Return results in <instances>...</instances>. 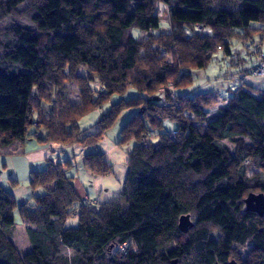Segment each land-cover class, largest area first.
I'll use <instances>...</instances> for the list:
<instances>
[{"label": "trees", "instance_id": "16d2710c", "mask_svg": "<svg viewBox=\"0 0 264 264\" xmlns=\"http://www.w3.org/2000/svg\"><path fill=\"white\" fill-rule=\"evenodd\" d=\"M257 35L264 0L0 1V150L33 137L94 147L125 109L134 116L120 143L136 140L110 201L89 205L68 164L51 158L31 171L40 192L22 204L0 183V264H27L14 243L16 210L36 264H264V90L176 92L216 53L231 56L233 40ZM131 89L138 94L124 98ZM115 95L87 134L80 119ZM83 168L113 172L102 152L85 154Z\"/></svg>", "mask_w": 264, "mask_h": 264}, {"label": "rangeland", "instance_id": "374dc122", "mask_svg": "<svg viewBox=\"0 0 264 264\" xmlns=\"http://www.w3.org/2000/svg\"><path fill=\"white\" fill-rule=\"evenodd\" d=\"M164 9V5L161 4L159 13L162 15L163 31L167 32L169 31V21ZM5 23H8V20ZM253 25L260 27L257 23H254ZM231 49L233 52L231 56H227L220 51L215 54L207 68L192 70L191 73L195 79L194 83L187 89L177 90V94L186 96L211 91L214 94H219V96L223 98L225 96L229 97L232 91L238 89L244 83L245 86L251 85L256 89L259 88L264 90V75L263 77L253 75L254 69L264 62V39L261 40V36L257 35L251 42L246 44H242L238 40H233L231 42ZM137 94L138 92L136 90L131 89L126 93L124 98H130L136 96ZM76 96L77 95L73 92L68 93V97L72 101L78 100ZM120 99L121 96L115 95L103 107L95 109L83 116L79 121L81 128L87 129V134L98 132L100 127L97 123L101 114L106 113L112 103H117ZM157 99H160V95H156L152 98L153 101H156ZM48 109L49 107L46 106V115L48 113ZM211 113L214 112L212 111ZM133 116L134 111L132 109H125L114 121L111 127L106 130L101 142L94 147L83 148L80 146L71 147L66 145L71 148V154L74 155L71 156V159L68 161L69 166L71 165V168H73L74 165H77L81 168V175L78 173H76V175H79L81 184L88 190L90 189L92 191V197H98L96 199L99 202L112 200L113 197L117 196L124 188L128 171L127 162L130 153L136 144V140L131 139L124 144L120 143V140L122 139L124 127ZM31 139L36 141L34 137ZM38 145L43 147L47 144L38 143ZM11 150L16 151L15 148ZM95 152H102L106 154L108 162L113 167L112 173L106 176H98L93 175L91 172L83 168L84 155ZM37 153L38 151H36L33 147L29 149L28 155L27 153L4 155L0 150V180L4 186L7 187V189L14 192L18 204H22L24 199L28 200L34 194H39L40 192V189H36L34 191L30 185L31 172L29 168L30 163L33 161L30 160L31 158L29 155L36 156L38 155ZM73 160H75V162ZM12 176H16L18 181H14ZM72 178L74 179V177ZM85 201L88 202L89 205L93 202H90L87 199ZM15 221L16 228L14 243L26 259L27 264H36L32 249L29 245L25 226L18 210L15 211ZM78 224L79 221L76 216L71 217L68 221L69 227H77Z\"/></svg>", "mask_w": 264, "mask_h": 264}, {"label": "crops", "instance_id": "0c3cea01", "mask_svg": "<svg viewBox=\"0 0 264 264\" xmlns=\"http://www.w3.org/2000/svg\"><path fill=\"white\" fill-rule=\"evenodd\" d=\"M34 148L36 151H38V155L33 156V155H29L30 156V160H32L33 162L30 163V172L33 170H43L45 165H46V160L47 159H53L57 162H62L64 164H68V172H71L72 177H74V179L72 178L73 183L75 184V187L79 193V195L81 196L82 199L84 200H89V201H93V202H98V200L94 197H92V191L89 189H87L86 187H84L81 184V179L79 177V175H81V168L77 165H74L73 168H71V165L69 166V163H66L69 161V159H71V156H74L73 154H71L70 151V147L63 145V144H59V143H48L46 146L41 147V145H38V142H36L35 140L29 138L25 145L23 146H19V145H13L9 148L3 149L2 154L4 155H14L16 153L19 154H24L27 153V155L29 154V149L30 148ZM16 149V151H13L11 149ZM43 148V149H42ZM24 152V153H23ZM62 154V155H61ZM64 161V162H63ZM75 162V160H73ZM76 173H78L79 175H76ZM14 181H18V178L16 176H12ZM17 178V179H16ZM0 183L3 184L0 180ZM4 185V184H3ZM13 192V191H12ZM14 193V192H13ZM26 200L24 199L23 202H25Z\"/></svg>", "mask_w": 264, "mask_h": 264}, {"label": "water", "instance_id": "95a60500", "mask_svg": "<svg viewBox=\"0 0 264 264\" xmlns=\"http://www.w3.org/2000/svg\"><path fill=\"white\" fill-rule=\"evenodd\" d=\"M256 209L259 210L263 214L264 213V201H259L256 204ZM193 226H194V223L192 222L190 215H183L180 218L179 228L181 231L188 232V230L192 228ZM231 264H236V263L231 262Z\"/></svg>", "mask_w": 264, "mask_h": 264}, {"label": "built area", "instance_id": "2783aa9c", "mask_svg": "<svg viewBox=\"0 0 264 264\" xmlns=\"http://www.w3.org/2000/svg\"><path fill=\"white\" fill-rule=\"evenodd\" d=\"M256 75L263 76L264 75V62L258 67L255 71Z\"/></svg>", "mask_w": 264, "mask_h": 264}]
</instances>
